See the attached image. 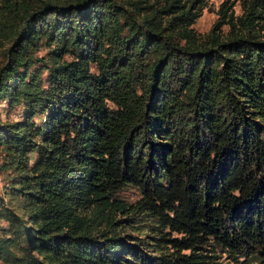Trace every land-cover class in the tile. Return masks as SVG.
<instances>
[{"label": "trees", "instance_id": "16d2710c", "mask_svg": "<svg viewBox=\"0 0 264 264\" xmlns=\"http://www.w3.org/2000/svg\"><path fill=\"white\" fill-rule=\"evenodd\" d=\"M208 1L0 0V262L264 264V0Z\"/></svg>", "mask_w": 264, "mask_h": 264}, {"label": "rangeland", "instance_id": "374dc122", "mask_svg": "<svg viewBox=\"0 0 264 264\" xmlns=\"http://www.w3.org/2000/svg\"><path fill=\"white\" fill-rule=\"evenodd\" d=\"M226 0H209L206 7L202 10L201 16L198 18L196 23L193 25V29L197 34L205 35L209 32V30L212 28V25L218 18V12L220 11V6L223 2ZM229 1H234V13L236 16L240 15L242 13V2L244 0H229ZM198 6V4H196ZM21 112V108H15L12 110H8V107L6 106L5 102L0 103V113L3 118V120H14L17 118V114ZM42 120L41 119H36V123H40ZM1 154H0V200L4 198L5 201H9L8 197L5 196L4 188L8 184V177L11 174L9 171H5L2 169V161H1ZM118 198L127 203V204H134L139 198H140V193L137 189L135 188H127L124 191H122L119 195ZM7 224L0 220V229H6ZM0 236L1 233H0ZM0 264H4L0 262ZM222 264H233L229 261L222 260ZM243 264V263H239Z\"/></svg>", "mask_w": 264, "mask_h": 264}]
</instances>
